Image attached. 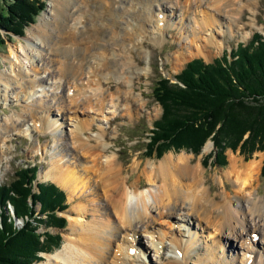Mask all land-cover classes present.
<instances>
[{"label":"bare ground","instance_id":"1","mask_svg":"<svg viewBox=\"0 0 264 264\" xmlns=\"http://www.w3.org/2000/svg\"><path fill=\"white\" fill-rule=\"evenodd\" d=\"M83 1L50 0L47 15L46 12L45 16L44 13L39 15L38 23L29 29V37L20 44L19 50L16 47L10 48L13 55V58L8 57L10 67L0 71L2 99H8L12 94V98H20L27 105L25 108H16L4 118V125L0 124V133L3 132L0 137L8 136L5 133L9 131L31 136L32 129L23 126L28 116L36 128L42 127L37 122L43 121L45 127H42V131L44 128L61 129L64 121L58 125L52 111L50 113L51 109L59 113V120L66 121L68 117H74L76 124L69 126L67 141L63 140L59 146L61 151L70 152L77 164L65 163L62 159L64 153L60 151L56 155L55 150H52L50 166L39 172V178L55 183L75 197L84 195L89 189V192L105 199L103 203L93 204V210H102L97 213L98 218L82 223L79 219L82 217L79 216L75 219L78 225L71 222V231L67 232L63 246L51 254H44L45 258L39 264H116L111 254L114 244L125 247L126 250L133 248L131 256L123 251L124 259L121 264H127L126 261L130 257L132 260V256H136L133 254L138 252L144 255L151 251L159 255L160 259L159 253L165 247L168 236L171 237V254H174L169 256L173 261H182L188 257V251H192L191 240L185 246L181 239L172 237L170 232L156 226L175 212L179 213L177 218L180 217L187 225L193 224L194 220L205 222L209 233L215 238L213 243L217 246L223 245L224 232L230 235L227 238L232 241L239 238L238 242L241 241L243 249L239 246L237 252L241 254L242 264H264V244H257L260 239L264 243V197L257 195L254 186L261 172L260 156L245 164L235 155L229 158L222 177L225 182L236 185L237 196H229L225 189L221 202L209 196V189L205 187L200 175L202 172L191 167L189 154L185 152L165 156L159 164L154 161L146 162L142 171L146 175L147 185L144 188L129 186L122 181V165L116 166L118 157L104 155L108 150L105 142L108 137L107 129L99 127L100 133L92 137L88 130L92 128L94 118L84 117L82 122L76 118L81 106L90 109L89 112L97 111L102 114L101 122L106 120L109 123L115 119L117 103L131 97L134 70L138 75L141 74L134 56L145 46L147 34L156 43L162 32L172 28V16L176 11L179 13V32L187 34L189 43L181 45L175 56L178 57L182 49L190 53L191 45H194L196 51L192 54L202 57L208 46L222 47V41L218 39L222 32H231L234 26L239 30L244 29L241 15L243 9L253 12L254 17L256 3L253 0H121L109 9L108 17L105 16L110 21L109 33L112 32L108 36L104 32V23L102 24L103 13L89 11V3L86 4L88 0ZM125 2L128 3V8ZM134 4L136 7H133ZM164 8L169 13L166 14ZM116 28L120 29L117 33ZM100 32L106 38L100 39ZM144 53L146 54L145 50ZM31 70L34 78L28 79ZM110 78L126 87L127 94H120V90L115 94L106 92L104 80L106 82ZM107 88L109 90L110 86ZM43 96H50L55 108L54 104H46ZM107 98L110 105L107 107L108 111H105ZM108 114H112V117ZM36 115L38 118H35ZM4 140L7 142V137ZM92 140L96 141L95 145L91 143ZM5 146L8 145L3 143L2 147ZM94 147L97 148L96 151ZM210 147V143L206 144L203 151L207 152ZM84 156L87 157L86 161ZM2 161L3 157L0 155V168ZM135 165L138 167L140 163ZM97 175L100 177L99 183L98 177L97 182L91 181ZM1 177L0 171V179ZM149 185L153 187L147 188ZM86 208L85 205L78 204L74 210L86 213ZM113 210L116 218L112 217ZM136 229L147 232L145 239L150 243L149 248L144 241L138 239ZM253 229L261 233L254 231L257 234H253ZM233 247L230 243L227 246L230 249ZM203 249L206 250V246L203 245ZM208 251L213 255L210 258L215 264H236L234 256L221 257L211 245ZM202 260L196 259V263L202 264ZM136 262L139 261L134 263Z\"/></svg>","mask_w":264,"mask_h":264},{"label":"rangeland","instance_id":"2","mask_svg":"<svg viewBox=\"0 0 264 264\" xmlns=\"http://www.w3.org/2000/svg\"><path fill=\"white\" fill-rule=\"evenodd\" d=\"M38 1L44 2V6L42 10L37 15L34 16L33 22L27 24L23 28L22 35L15 34L10 30H6L0 27V36L4 41L3 43L0 44V71L10 67L8 57L10 56L11 58H13V55H11L10 53L11 51L10 48L16 47V49L19 50L20 44L23 41H25L27 37H29L28 35L29 29L34 28L38 23L39 15H42L44 13L45 16V12L47 15V10L49 9L50 0H38ZM120 1L121 0L86 1L87 2L86 4L89 3L87 5L89 11L91 10L98 13L101 11V14L103 13L102 16L104 15L103 17L104 21L102 22V24L104 23L103 24L105 27V28L103 27L104 32L108 36L112 35V32L109 33L110 27L108 22L110 21L109 19H107L108 11L109 9L113 8V5L115 6L117 5V3L119 4ZM253 1L256 3V8L254 9V17L252 15L253 12L249 11L247 8H244L242 12L243 14H241L243 17V23L245 24L244 29L239 30L237 29L236 26H234L233 31L231 32L226 31L224 32V34L222 32L221 33L222 35L220 34V36L218 37V39L222 41V45H221L222 47H219L217 45L208 46L207 47L208 49H204V56L202 57L201 55L192 54L194 53V50L196 51L194 45H191L190 49L192 51L190 53L189 52L187 53L186 51H184V49H182L181 50L182 53L178 57L175 56L179 51V47L181 45L185 46V43H189L187 34L186 33L181 34L179 32V24H178L179 18L177 16L179 15V13L178 11H176L175 12L176 14L172 16V28L162 32V34L159 35V37L161 38L156 43L153 42L150 39V36H148L147 34L145 37L146 41L144 42L145 46L141 49L140 53L134 56L136 60V64L139 67L141 74L138 75L134 70V78L131 84V86H133V89L130 91L131 97L128 100H120L119 103H117V111H115L116 112L115 119H112V121H110L109 123H107L106 120H104V122L103 121L101 122V120L103 119V116H101L102 114H98L97 111L93 113L89 112L91 111L90 109L80 106V108L77 111L78 114L76 116V118H78L79 121L82 122V118L84 117H88V118L90 117V119L91 117L94 118L91 124L92 128L88 130L89 135L94 137V135L99 134L100 133L99 127H104L107 129L108 137L105 142L107 143L108 150L104 153V155L118 157L116 158L117 159L116 166H119V164L122 165L123 172L121 176L123 177L122 181H125L126 185L129 186L138 185L140 188H144V186L147 185V180H146L147 178L142 171L143 169L142 167L146 165V162L154 161L155 164H159V161L165 156H168L170 154L177 155L185 152L189 154L188 157H190L191 167L194 169L197 168L198 170H200V172H202V174L200 173V175H202L203 177L205 187H208L209 189V193H210L209 196L218 199L219 201L217 202H221L223 190L225 189L226 192L229 194V196L234 198L237 196L236 185L232 182H225L224 178L222 177V173L227 169L229 164V158L231 156L235 155L238 159L241 160V163L243 164L250 162L252 159H255V157L259 159V156L261 158V162L262 163L264 162V150L263 151L256 150L251 154L248 153L242 154L239 153L238 150L232 151L230 147H227L223 152L226 159V163L224 165H220L213 161L211 162L210 160L213 159L212 157L216 155L215 153L216 150L215 148H213V144L210 137H208L204 142L198 156L190 152V150H185V149L174 150L170 147L160 156H155V153L151 155H147V153H145V145L148 140L146 136L148 135V131L152 128V123L155 122V120L160 117L162 111L161 106L158 104L157 101H155L154 96L152 94L153 87L155 86L156 81L161 77L173 78V75L179 73L183 69L185 64L193 59L201 58L205 63H212L213 60L221 59L223 55L230 53L231 49L233 48L236 49L237 43L248 42V40L250 39L251 35L254 32L264 33V0H253ZM12 2L13 0H0V22L4 21L1 18V16H5L6 14L9 13L8 7L9 5H11ZM135 4L133 5V7H136L137 4L136 5ZM125 5L127 6L128 3L125 2ZM82 10L84 12L86 11L85 8H83ZM164 12L166 14L169 13L167 9ZM105 16L107 17L105 18ZM85 20L88 19L86 18ZM98 23L101 24V21H99ZM90 24H92V22ZM49 29L50 28H48L47 31H49ZM115 30L114 31L116 33L120 31L119 28L118 29L116 28ZM30 36L33 37L32 34H30ZM99 38L100 39L106 38L105 34L102 35V32H100ZM188 45L190 46V44ZM144 50L146 54L144 53ZM24 62H27L26 59H24ZM33 74L34 73L31 70L30 78L28 79H33L34 78ZM19 82L21 83L20 80ZM118 83H119L118 80L115 81L114 79L112 80L111 78L110 80L106 79V82L104 80L105 91L115 94L117 91L120 90L119 91L120 94L122 95H125V93L127 94V88L121 86ZM0 86L2 87V85ZM109 86L110 88L108 90L107 87ZM18 90L20 91V89ZM48 94H50V92ZM9 96L10 98L3 100L2 99L3 96L0 94V120H1L0 124L2 125H4V121H5L4 118L10 115L13 110H15L16 108L17 109H21L23 107L25 108V106H27L26 102H24L20 98L19 99L12 98L13 97L12 94H10ZM43 99L46 104L49 105L54 104V100H52L50 96L47 97L43 96ZM105 102H106L105 111H108L107 107L110 105L109 98H107V101ZM53 107L55 108V104ZM53 110L54 109H51L50 113L52 111V116L57 119L58 125L59 123L64 121V123L62 124L63 126H66V128L62 126L61 127L62 131L59 128L48 129V130L44 128L46 131L45 130L42 131V127H45L43 121L37 122L39 124L41 123L42 127L39 126L36 128L33 122L29 120V116H28L25 118V122H23L24 123L23 126H29L32 129V132L30 133L31 136H24V134H21L18 131H15V133H12L13 131L12 132L9 131L5 133L8 134V136H2V138L0 137L1 138L0 155L3 157V161L0 168V171L2 173L0 184L9 183L13 179L15 171L18 170L19 168L33 166V165L37 166V173H38L37 174L38 177L34 181V186L39 182H50L49 180H42V179L40 180L39 172L45 171L50 166V162L52 158L50 156V153L52 152V150H55L56 155H59V152L62 149L59 146L60 143H63V140L67 141L66 137L69 136L70 133L69 126L73 125L74 123L76 124V119L74 117L70 118L71 116L68 117L69 119H66V121L64 119L59 120L60 119L59 113H57L56 110L54 111ZM36 111H38V109ZM108 115L112 117V114H108ZM36 116L35 118H38V116L37 117ZM246 136L247 135H244V137ZM5 137H7L8 140L7 142L4 140ZM3 143L8 146L2 147ZM91 143L95 145L96 141L92 140ZM208 143H210L211 147L207 152H204L203 148ZM93 149L95 151L97 150V148L95 147ZM61 152L64 153L62 159L64 160L65 163L66 162L70 164L73 163V165L77 164V162H75L74 159L72 158L73 156L69 154L70 152H65L63 150ZM207 155H209V159H210L209 162H211V164L204 166L202 164L203 157ZM83 159L86 161L87 157L84 156ZM136 163H140V165L138 167H135ZM77 167L80 168V166L78 165ZM97 177L98 175L93 176L91 181L95 182ZM99 179L100 177H98V182L96 181L97 183H99ZM223 184H225V186ZM254 186H255V190L257 191V195L264 197V175L261 174V172L258 180L255 181ZM149 187L152 188L153 186L149 185L147 188ZM64 193H66L65 202H64L66 204V208L63 210V212H58L57 214L59 216L65 217L67 221L65 223V226L63 228H55V227H45L43 225H40L38 229L39 232L49 231L52 234L55 233L59 234L58 235L60 236V243L58 245L59 247L53 249V251L51 252H41L40 253L41 259L39 260V262L35 264H39L40 261L45 258L44 254H51L63 246L66 237L68 236L67 232L71 231L70 229L71 222L72 223L74 222L75 225H78L77 220L75 221V219H78L79 216L82 217L79 218L80 221H82V223L90 221L92 219L98 218L99 215L97 213H100L102 211L97 209L93 210V206H94L93 204L103 203L105 199H103L101 195L98 196L96 194L89 192V189L84 195H81L80 197H75L74 195H71L65 191ZM78 204H83L87 207L86 213H78L77 210H74L75 206H77ZM39 207L40 206L37 203L35 206V210L37 211ZM8 210L10 214L11 213L13 214L11 205H8ZM177 214L179 213L177 212L172 213L169 219L165 220L164 222L158 223L156 226H158L165 232L166 231L170 232L172 237L181 239L180 241H182V243H184L185 246H187L190 239L192 243L191 246L192 251L190 253L188 251V257H185L186 259H183L182 261H178V260L173 261V258L169 256L173 252L172 250H170L172 248L170 247L171 237L168 236V238H166L165 247L161 249V252L159 253L161 255L160 259H159V255L154 254V252L151 251L150 253H146L144 255L138 252L136 254H133L136 256L135 257L132 256V260L130 257L128 261H126L127 264H136V263L197 264L196 259L199 260L203 259L202 264H215V262L212 261L210 258V256L212 257L213 255L211 254V252L209 253L208 251L209 245H211L212 248L214 247V249L217 251L216 254L218 255L220 254L221 257L234 256L236 264H242L240 262L241 254L240 252H237V250L239 251L237 247L240 246V248L243 249V247L240 245L241 241L238 242L239 238L236 241H232L231 238H227L230 235H228L227 232H224L223 233L224 238L222 237L223 245L217 246L215 243H213L215 238L212 237L213 236L212 233H209V227L205 224V222L202 221L201 223L193 219L194 220L193 224L190 223V225L189 224L187 225V223L185 222L183 223L180 220V217L179 219L177 218L176 216ZM112 217L116 218V214L114 210L112 211ZM14 224L15 226L19 227L22 224V220L16 219ZM254 231L260 232L259 230L256 229H253V232ZM253 234H257V232H254ZM145 235H147V232L145 233L142 230H138V235H137L138 239L142 240V242L144 241L146 246H148L149 248L150 243L147 242V240L145 239ZM229 243L234 245L232 249L227 248ZM257 244L263 245L264 243H262L260 239L257 241ZM203 245L206 246V250L203 249ZM124 250L125 253L128 254V256H131V250L133 251V248L126 250L125 247L124 248L118 247L116 244L112 246L111 254L112 257L115 258L116 264L122 263V260L124 259V255H123ZM180 250L183 251L184 249H180ZM179 257L182 259V256L179 255ZM110 259L111 258H109V261ZM135 261H139V262L134 263Z\"/></svg>","mask_w":264,"mask_h":264},{"label":"trees","instance_id":"3","mask_svg":"<svg viewBox=\"0 0 264 264\" xmlns=\"http://www.w3.org/2000/svg\"><path fill=\"white\" fill-rule=\"evenodd\" d=\"M43 6L38 0H13L0 27L22 35ZM174 78L175 83L161 77L153 87L162 111L146 136L147 155L160 156L170 147L198 156L208 137L216 155L204 156V166L224 165L227 147L242 154L264 150V35L253 33L246 44L238 43L212 63L193 59ZM37 174L36 165L21 167L9 183L0 184V264H35L41 252L59 247V234L38 229L65 226V217L57 213L66 208V193L51 182L34 186ZM16 218L22 220L19 227Z\"/></svg>","mask_w":264,"mask_h":264}]
</instances>
